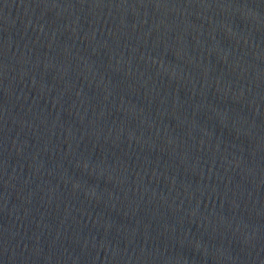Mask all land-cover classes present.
Here are the masks:
<instances>
[{
	"label": "water",
	"instance_id": "95a60500",
	"mask_svg": "<svg viewBox=\"0 0 264 264\" xmlns=\"http://www.w3.org/2000/svg\"><path fill=\"white\" fill-rule=\"evenodd\" d=\"M0 264H264V0H0Z\"/></svg>",
	"mask_w": 264,
	"mask_h": 264
}]
</instances>
